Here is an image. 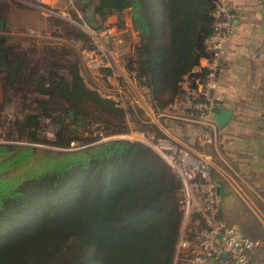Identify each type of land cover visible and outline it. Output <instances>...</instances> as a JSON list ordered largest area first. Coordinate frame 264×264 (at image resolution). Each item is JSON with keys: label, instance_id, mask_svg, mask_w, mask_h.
Instances as JSON below:
<instances>
[{"label": "trees", "instance_id": "obj_1", "mask_svg": "<svg viewBox=\"0 0 264 264\" xmlns=\"http://www.w3.org/2000/svg\"><path fill=\"white\" fill-rule=\"evenodd\" d=\"M214 1L97 0L94 6L102 16L104 9L115 14L119 28L130 15L139 41L123 65L135 73L137 88H147L159 118L176 99L202 98L207 69L200 61L211 55L205 41L212 33ZM88 6L83 3L82 10ZM66 26L70 38L90 46L79 27ZM47 43L51 53L42 69L39 60L27 65L24 55L15 66L7 63L16 80L22 69L29 71L23 85L10 79L21 119L9 122V130L37 141L40 119L51 111L59 127L51 141L58 148L0 143V264H172L182 217L179 180L141 142H98L96 129L119 134L133 112L86 87L77 63L48 59L59 54V43ZM0 50L7 56L13 44L0 43ZM99 73L112 76L110 68ZM185 78L188 90L182 89ZM146 126L162 135L157 125ZM73 141L80 146L72 148Z\"/></svg>", "mask_w": 264, "mask_h": 264}, {"label": "crops", "instance_id": "obj_2", "mask_svg": "<svg viewBox=\"0 0 264 264\" xmlns=\"http://www.w3.org/2000/svg\"><path fill=\"white\" fill-rule=\"evenodd\" d=\"M229 3L232 29L222 46L218 84L212 93L211 106V108L217 106L230 110L232 115L229 121L222 128H218L212 111L209 113L208 127L198 122L194 116L183 112L173 117L163 114L161 121L158 120L159 116L154 115L155 117L150 120L159 127L165 137L194 148L182 138L181 132L189 131L194 134L199 147H207L209 151L207 153L196 150L210 161L211 173L220 186V191L217 193L218 211L226 224L232 225L226 221L239 217L243 227H247L248 222H253L262 229L264 227V0H229ZM94 6L90 9L93 15L86 20L92 19L90 23H95V26H92L94 28L111 25L115 29L113 36L104 40L105 46L107 49L111 47L113 58L119 65L120 76L131 86L138 100H141V96L134 89V80L129 77L124 65L114 57V54L120 57L122 48L130 53L139 41L137 33L132 29L130 15L125 17L123 27L119 28L115 14H109L104 9L106 15L100 21ZM69 10L75 12L67 0H47L44 4L35 0H0V43L7 45L15 42L14 40L21 41L23 37H32L39 41L42 39L39 32L45 30L48 34L43 37L44 42L60 43L61 22L58 17L69 24L73 21L74 26L79 27L80 21H71ZM65 13L67 15H64ZM53 18H57L58 20H55L57 22H54ZM44 21L46 27L45 30H41ZM64 21L66 26L67 23ZM83 21L86 22L84 19ZM28 29L33 32L28 33ZM125 39H129V42L125 43L127 48L123 46ZM205 65L206 59L203 58L200 67ZM197 69L199 67L194 70ZM131 75H135L134 72ZM182 89H189L187 78L182 83ZM107 92L108 90L104 91ZM148 113L152 115L151 112ZM162 121L167 123V126ZM206 132L209 133V142H204L202 139V135ZM262 233L264 234V231ZM254 236L251 238L254 239ZM256 250L251 253L248 264L251 263Z\"/></svg>", "mask_w": 264, "mask_h": 264}, {"label": "built area", "instance_id": "obj_3", "mask_svg": "<svg viewBox=\"0 0 264 264\" xmlns=\"http://www.w3.org/2000/svg\"><path fill=\"white\" fill-rule=\"evenodd\" d=\"M35 1L44 4L47 0ZM67 1L81 19V13L73 0ZM212 16V33L205 41L206 49L211 55L205 58L207 73L205 81L199 86L202 98L185 95L176 99L165 112L170 117L182 112L188 113L207 127L210 126L208 117L213 104L212 93L218 84L222 46L232 29L229 0H215ZM79 28L88 36L90 46L75 38L69 39L70 44L81 48L89 70L111 69L113 89L105 93V96L112 98L125 109L126 85L120 80L118 63L104 43L106 38L113 36L115 29L111 25L94 28L83 19L79 22ZM32 32L28 29V33ZM133 86L141 96V100L136 101L138 107L153 114L147 88H137L134 84ZM128 138L155 151L179 180L182 217L172 264H212L214 261L222 264H248L251 253L258 249L260 244L246 236L240 227L228 225L220 217L217 206L218 184L211 173L209 159L200 151L171 138L157 135L154 131L134 130L128 134ZM202 139L209 142V133H204ZM0 142L5 143L2 136ZM222 253H226L224 259L221 257Z\"/></svg>", "mask_w": 264, "mask_h": 264}, {"label": "rangeland", "instance_id": "obj_4", "mask_svg": "<svg viewBox=\"0 0 264 264\" xmlns=\"http://www.w3.org/2000/svg\"><path fill=\"white\" fill-rule=\"evenodd\" d=\"M97 0H73L75 6H77V8L79 9V11H81V16L83 17V19L86 21V23L89 26H95L94 24H91L89 21L86 20V18L90 17L92 14V11L90 10L94 5L97 4L96 2ZM89 3L88 9L86 12H84L82 10V4L83 3ZM127 14H128V10H126ZM70 17H71V21H81L80 18L77 17V15L75 14V12L73 10H69L68 11ZM62 14L63 13H60ZM126 14V15H127ZM64 15H67V13H65ZM128 16V15H127ZM104 16L97 14V18L98 20L102 21ZM58 19L60 20V31H59V35H60V40L61 42L59 43V46L56 47L57 50L56 52L59 54H51L52 56H50V60H58V57H62V59L68 60L70 61V63H77L78 64V71L79 74L81 75L86 87H88L89 89L95 90L97 91L100 95L105 96L104 91L105 90H112V82L113 79H109L107 80L103 74L99 73V71H92L89 70L87 67H85V60L82 54V50L80 47L74 46L72 44H70L69 39L70 37L67 34V30L68 27L65 26V24L63 23L64 20H61L59 17ZM57 18H53L52 20H54V22H57L55 20H58ZM65 23H67V21H64ZM71 24L75 25V22H70ZM67 25L69 26L70 24L67 23ZM46 27L45 21H44V26L41 27V30H45L44 28ZM70 27V26H69ZM48 31H41L39 32L40 37L42 38L41 40H37L36 38H32V37H26L21 40V41H17L14 40L15 42L12 43H8V44H13V49L14 50H8V54H7V58L9 60V62H11V65L15 66V61L18 62L19 61V56L20 55H24L25 56V61L26 64L29 66H33L36 64V62L39 60V67L40 69H42L43 67V59L47 56V54H50L51 51L49 50V43L44 42L45 39L43 38L44 36H46L48 33ZM126 42L123 43L124 48H127V45L125 43L129 42V39H125ZM124 40V41H125ZM57 43V42H55ZM7 44V45H8ZM5 45V46H7ZM108 50L110 51L111 55L113 56V51L111 50V47ZM120 57L116 56L114 54V57L120 62V64H124L125 59L127 57V55L129 54L128 51L124 50L122 48V52L119 53ZM41 59V60H40ZM65 60H62L63 62H65ZM60 62V60H58ZM26 65V66H27ZM125 67V66H124ZM7 69L5 67V69H3L0 72V83L2 85V87L0 86V108L1 105H3V110H0V118H2L4 121L2 123H0V132L1 134L4 133L5 137L3 136V140L5 141V143H11V144H18V145H33V146H37L40 148H49V149H54V148H58L55 147L51 141L54 140L55 135L58 131V124L54 123L52 121V117H55V113L51 111L50 116H42L40 119V123H39V129L37 130V136L39 138V140H31L29 139L27 136H19L16 131H10L9 127H11L10 123L13 121H16L18 119H21V116H19L18 110L15 107V104L13 102V100L15 99V95H14V91L12 89V87L9 85L10 79H14V83L19 86V85H23V82L28 79V75H29V71L27 70V68L22 69L20 72H18L16 75L18 77V79L16 80L11 74H8ZM129 77H131L130 73H129ZM121 81L124 82L125 86V96H124V100H125V109L131 110L133 112V114H127L125 117L126 120V125H125V129L120 132L119 134L115 133V134H111V135H104L101 132V129H96V131L93 133V135L98 134L99 135V140L98 141H103L105 138H110L113 136H117V135H125L126 137L123 139H127L130 140L128 138V134L131 133V131L134 130H138V131H143V132H147L145 131V127H149L146 126L148 124H155L154 122H151V118L155 117V114L149 115V113H146L145 111L141 110L140 107H138V105L136 104V101L138 100V97L135 96L134 91L131 89V86L126 83L124 81V78L121 77L120 78ZM17 96V95H16ZM48 99V97L46 96H40V99ZM3 101V102H2ZM3 103V104H2ZM49 113V112H48ZM60 115H62L61 111L59 113ZM149 115V116H148ZM163 118V117H162ZM147 119V120H146ZM159 121H161V117L158 119ZM144 121H148V124L144 125ZM10 122V123H9ZM13 122L11 123L13 126ZM147 123V122H146ZM162 123L167 126V123H164L162 121ZM97 125H94L93 128H97ZM16 129V128H15ZM81 130V128H79V131ZM182 134V138L183 141L185 143H188V145H193V147L198 150H202L205 153L209 152L207 147H199V145L197 144L196 140H195V136L192 132H186L183 131L181 132ZM84 135H86V131H84ZM122 139V138H121ZM80 141H73L70 143V146L72 148H77L80 146ZM2 143V142H0ZM192 147V146H190ZM225 220V219H224ZM226 221V220H225ZM229 224L232 225H236L238 227H240L245 234H248L249 237L251 238V236H254L255 238L253 239V237L251 238L254 241H258L260 246L258 247V249L256 250V254L254 255V257L252 258V261L250 264H264V234L262 233L264 231V227L262 229L258 228L256 226V223L253 222H248V226L247 227H243L241 224V220L239 217H234V220L232 221H226ZM250 225V226H249ZM247 235V236H248ZM212 264H222V263H217L214 262ZM224 264H230V263H224Z\"/></svg>", "mask_w": 264, "mask_h": 264}, {"label": "water", "instance_id": "obj_5", "mask_svg": "<svg viewBox=\"0 0 264 264\" xmlns=\"http://www.w3.org/2000/svg\"><path fill=\"white\" fill-rule=\"evenodd\" d=\"M105 11L109 12L108 9H105ZM4 60H5V53L4 51L0 50V64L4 63ZM211 111L213 112L214 122L218 128H222L224 125H226V123L229 121L232 115V112L230 110L226 108L217 107V106L212 107ZM120 138H125V135H117V136H113L110 138H105L103 141L111 140V139H120ZM98 142H101V141H98ZM219 191H220V186L217 185V193H219ZM225 256H226V253L221 254V257L223 259L225 258Z\"/></svg>", "mask_w": 264, "mask_h": 264}, {"label": "flooded vegetation", "instance_id": "obj_6", "mask_svg": "<svg viewBox=\"0 0 264 264\" xmlns=\"http://www.w3.org/2000/svg\"><path fill=\"white\" fill-rule=\"evenodd\" d=\"M7 63H10V62L8 61V58H7L6 54H5V60H4V63L0 64V72H1L3 69H5V67L7 68ZM0 86L2 87L1 83H0ZM2 102H3V101H2Z\"/></svg>", "mask_w": 264, "mask_h": 264}, {"label": "bare ground", "instance_id": "obj_7", "mask_svg": "<svg viewBox=\"0 0 264 264\" xmlns=\"http://www.w3.org/2000/svg\"><path fill=\"white\" fill-rule=\"evenodd\" d=\"M128 136V135H127Z\"/></svg>", "mask_w": 264, "mask_h": 264}]
</instances>
